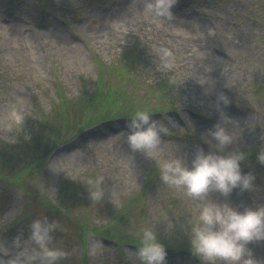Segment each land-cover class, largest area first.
I'll use <instances>...</instances> for the list:
<instances>
[{
    "label": "rangeland",
    "instance_id": "obj_1",
    "mask_svg": "<svg viewBox=\"0 0 264 264\" xmlns=\"http://www.w3.org/2000/svg\"><path fill=\"white\" fill-rule=\"evenodd\" d=\"M138 1L0 0V264H25L40 212L62 223L50 241L67 252L58 264H139L146 226L167 246V264H201L182 227L200 201L162 181L158 162H190L201 146L177 135L207 150L217 122L230 124L238 138L228 147L248 153L243 170L256 179L250 191L211 195L241 210L264 205V0H173L174 23L139 11L116 27L115 10ZM142 108L169 128L148 153L127 143L129 116L107 119ZM98 176L106 194L93 200ZM251 246L264 264V242Z\"/></svg>",
    "mask_w": 264,
    "mask_h": 264
},
{
    "label": "clouds",
    "instance_id": "obj_2",
    "mask_svg": "<svg viewBox=\"0 0 264 264\" xmlns=\"http://www.w3.org/2000/svg\"><path fill=\"white\" fill-rule=\"evenodd\" d=\"M172 3L173 0H155L149 7L166 16ZM222 99L229 102L226 96ZM168 132L169 128L148 108L136 110L126 122V140L133 150L148 153L160 145L163 134ZM208 132L211 137L207 141L208 149L198 148L190 162L176 154L158 162L160 178L200 201L197 212L183 218L182 227L189 235L193 255L201 264H259L251 245L264 241V205L241 210L230 200L220 201L211 195L216 192L228 197L237 188L252 189L256 177L251 171L243 170L248 153L238 147L229 149L238 137L228 122H217ZM258 160L264 163V150L259 152ZM104 179L103 176L95 179V187L89 191L90 199L105 197ZM163 218L168 221L167 216ZM176 222L173 221L172 227ZM56 228V223L47 218L31 222L32 247L25 249V264H58L67 255L65 249L50 243ZM138 236L135 256L139 264H167V246L154 227L142 228ZM99 245L102 241L98 238L91 240L92 254Z\"/></svg>",
    "mask_w": 264,
    "mask_h": 264
},
{
    "label": "bare ground",
    "instance_id": "obj_3",
    "mask_svg": "<svg viewBox=\"0 0 264 264\" xmlns=\"http://www.w3.org/2000/svg\"><path fill=\"white\" fill-rule=\"evenodd\" d=\"M154 2H155V0H139L137 3L138 4H140V5H137V6H134V7H132V8H135L134 10L132 9V11L131 12H129V9H126L125 11H123V12H121L120 10H115V14H112L111 15V19H113L114 20V22H113V24L116 26V27H120L121 25L122 26H125L124 24H122V21L124 20V18L126 17V16H128L129 17V20H130V15L131 14H134V13H136V12H141V14H148V15H150L151 16V14H153V12L155 11V8L153 7V9L151 10V7H149V4L150 3H153L154 4ZM137 9V10H136ZM149 11V12H148ZM148 12V13H147ZM161 16V15H160ZM163 17H167L172 23H174V20H172V18L169 16V15H166V16H163ZM177 23V22H176ZM175 23V24H176ZM119 24H121V25H119ZM178 26V25H177ZM190 27H187V28H185V29H189ZM184 29V30H185ZM108 31V33H114L115 31H116V29H115V27H114V29L113 30H111V28L110 27H108V29H107ZM190 31L191 30H193V29H189ZM190 31H186V32H190ZM190 33H192V32H190ZM200 40H202V36H199V35H197V34H195V36H194V46H195V48H196V50H197V52H199V51H201L202 49H203V46H202V44L200 43ZM211 93V92H210ZM264 242V241H263ZM261 256H264V253H262L261 254Z\"/></svg>",
    "mask_w": 264,
    "mask_h": 264
}]
</instances>
